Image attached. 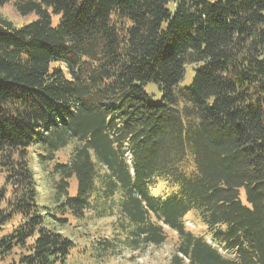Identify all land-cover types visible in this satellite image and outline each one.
Segmentation results:
<instances>
[{"label": "trees", "instance_id": "obj_1", "mask_svg": "<svg viewBox=\"0 0 264 264\" xmlns=\"http://www.w3.org/2000/svg\"><path fill=\"white\" fill-rule=\"evenodd\" d=\"M8 1L36 18L0 14V230L20 217L0 258L19 248L22 264L64 263L73 242L45 215L92 210L116 215L98 258L170 230L168 264H264V0ZM32 155L56 176L49 205ZM191 210L208 237L185 226Z\"/></svg>", "mask_w": 264, "mask_h": 264}, {"label": "rangeland", "instance_id": "obj_2", "mask_svg": "<svg viewBox=\"0 0 264 264\" xmlns=\"http://www.w3.org/2000/svg\"><path fill=\"white\" fill-rule=\"evenodd\" d=\"M0 14L7 18L15 26L24 25L36 18L34 13L22 15L17 13L13 7L12 1H8L0 5ZM53 16V22L56 23L58 16ZM194 65H186L184 76L179 81L178 86L188 85L193 76ZM147 94L150 95V100L155 102L160 99V91L152 82L145 86ZM71 150V145L64 147L56 152L54 161H65ZM31 166L34 171L37 182L38 200L41 205L50 204L51 185L55 175L51 174L47 166L41 167L35 163L33 155L31 156ZM5 173L0 170V188L5 185ZM70 193L75 191V181L70 179ZM173 192V189H150V193L154 195L168 194ZM242 200L243 191L240 192ZM66 222H60L52 217L45 215V225L48 228L56 229L62 235L66 236L73 242V246L69 249V253L64 263L62 264H168L170 254L173 252L176 234L170 230L166 231L165 241L158 246L149 245L141 251H130L122 249L118 254L97 257L98 246L95 245V240L99 237H109L112 231L113 217H96L92 210H86L84 216L80 219L71 215H66ZM20 217L16 216L11 221L2 226L0 235L9 232L18 222ZM185 226L196 234L209 236L207 225L199 218L194 210L187 213L185 217ZM19 248H14L13 251L0 258V264H22L18 261Z\"/></svg>", "mask_w": 264, "mask_h": 264}]
</instances>
